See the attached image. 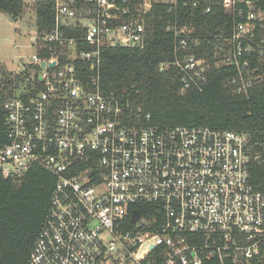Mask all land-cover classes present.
<instances>
[{"label":"built area","instance_id":"built-area-1","mask_svg":"<svg viewBox=\"0 0 264 264\" xmlns=\"http://www.w3.org/2000/svg\"><path fill=\"white\" fill-rule=\"evenodd\" d=\"M25 1L51 3L54 24L0 95V171L16 184L35 166L57 179L27 264H264V140L130 125L136 108L101 81L103 49L145 48L159 11L174 18L162 28L175 43L161 70L174 66L186 88L203 91L213 63L195 46L206 39L214 64L235 69L227 87L249 99L264 83V0ZM198 11L223 20L203 34Z\"/></svg>","mask_w":264,"mask_h":264},{"label":"trees","instance_id":"trees-1","mask_svg":"<svg viewBox=\"0 0 264 264\" xmlns=\"http://www.w3.org/2000/svg\"><path fill=\"white\" fill-rule=\"evenodd\" d=\"M33 11L36 32H48L54 24L53 6L37 2L30 8L25 0H0V12L14 19ZM172 16L154 14L151 37L145 48L115 47L103 49L101 81L107 93H114L123 105L136 110L126 112V123L154 125L161 129L176 126H207L215 130L248 133L256 141L264 140V83L255 87L249 99L235 94L227 80L235 73L233 67L214 64V43L203 39L195 49L199 55L212 59L208 81L203 91L188 89L177 69L160 64L174 60V36L162 28ZM223 20L219 13L196 12L195 22L207 34ZM217 23V24H216ZM197 47V48H196ZM19 75L2 68L0 95H9ZM5 99L0 97V145L7 141L8 115ZM142 108V111H138ZM147 114L151 119L147 120ZM56 177L35 166L22 183L16 184L0 171V264H27L48 215ZM264 191V170L257 177Z\"/></svg>","mask_w":264,"mask_h":264},{"label":"rangeland","instance_id":"rangeland-1","mask_svg":"<svg viewBox=\"0 0 264 264\" xmlns=\"http://www.w3.org/2000/svg\"><path fill=\"white\" fill-rule=\"evenodd\" d=\"M33 11L27 10L20 18L11 20L8 15L0 12V71L2 68L15 71L20 58L31 61L35 54L32 45L33 38L37 35Z\"/></svg>","mask_w":264,"mask_h":264},{"label":"water","instance_id":"water-1","mask_svg":"<svg viewBox=\"0 0 264 264\" xmlns=\"http://www.w3.org/2000/svg\"><path fill=\"white\" fill-rule=\"evenodd\" d=\"M9 17H10L11 20H14V18L12 16H9ZM133 214H134L133 215L134 216L133 219H134V221H136L139 218L140 213L138 211H134Z\"/></svg>","mask_w":264,"mask_h":264},{"label":"crops","instance_id":"crops-1","mask_svg":"<svg viewBox=\"0 0 264 264\" xmlns=\"http://www.w3.org/2000/svg\"><path fill=\"white\" fill-rule=\"evenodd\" d=\"M33 26H34V24H32ZM13 70H11V72H12Z\"/></svg>","mask_w":264,"mask_h":264}]
</instances>
